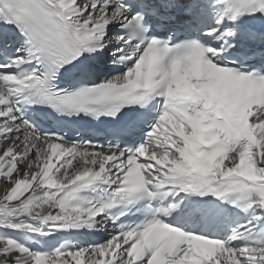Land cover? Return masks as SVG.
<instances>
[{
    "label": "snow or ice",
    "instance_id": "snow-or-ice-1",
    "mask_svg": "<svg viewBox=\"0 0 264 264\" xmlns=\"http://www.w3.org/2000/svg\"><path fill=\"white\" fill-rule=\"evenodd\" d=\"M0 182V264H264V0H0Z\"/></svg>",
    "mask_w": 264,
    "mask_h": 264
},
{
    "label": "bare ground",
    "instance_id": "bare-ground-1",
    "mask_svg": "<svg viewBox=\"0 0 264 264\" xmlns=\"http://www.w3.org/2000/svg\"><path fill=\"white\" fill-rule=\"evenodd\" d=\"M4 184L0 182V194H3Z\"/></svg>",
    "mask_w": 264,
    "mask_h": 264
}]
</instances>
